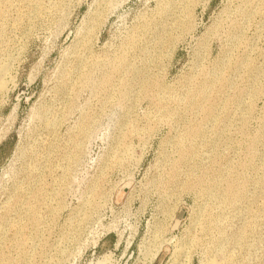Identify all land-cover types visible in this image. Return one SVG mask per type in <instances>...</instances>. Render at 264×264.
<instances>
[{
	"label": "rangeland",
	"instance_id": "374dc122",
	"mask_svg": "<svg viewBox=\"0 0 264 264\" xmlns=\"http://www.w3.org/2000/svg\"><path fill=\"white\" fill-rule=\"evenodd\" d=\"M0 264H264V0H0Z\"/></svg>",
	"mask_w": 264,
	"mask_h": 264
}]
</instances>
